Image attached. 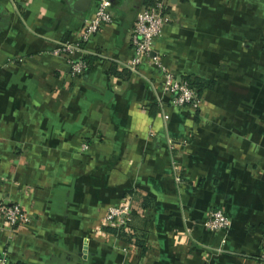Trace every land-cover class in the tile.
Returning <instances> with one entry per match:
<instances>
[{
  "label": "crops",
  "instance_id": "0c3cea01",
  "mask_svg": "<svg viewBox=\"0 0 264 264\" xmlns=\"http://www.w3.org/2000/svg\"><path fill=\"white\" fill-rule=\"evenodd\" d=\"M168 2L132 71L144 0H110L112 22L69 56L96 59L72 78L53 51L77 42L91 0H0V204L26 216L0 219V259L264 264V0ZM157 64L213 87L197 109L174 108ZM126 199L130 221L112 234L106 212ZM215 209L226 232L202 225Z\"/></svg>",
  "mask_w": 264,
  "mask_h": 264
},
{
  "label": "built area",
  "instance_id": "2783aa9c",
  "mask_svg": "<svg viewBox=\"0 0 264 264\" xmlns=\"http://www.w3.org/2000/svg\"><path fill=\"white\" fill-rule=\"evenodd\" d=\"M150 5H143L135 16V19L128 33V43L133 52V60L129 69L134 71L135 66L142 57H148L151 51L152 42L161 35L162 27L168 22V17L164 9L168 6V0H151ZM92 15L83 22L79 38L76 43L62 42L54 49L53 53L65 57V62L72 78L82 75L86 70V64L79 60L70 59V54L81 50L91 37H93L101 26L112 22L110 0H91ZM160 81L159 88L163 95L168 98V103L174 108L189 107L197 109L200 98L189 87L188 83L182 79L175 80L173 76L157 64ZM172 149V142L168 141ZM175 181H179L176 174ZM130 204L129 200L117 208H110L105 215V223L119 231H124L128 225ZM0 219L10 227H15L26 222V216L16 204H0ZM203 227L210 232H226L230 228V220L222 210L215 209L208 212ZM0 264H8L2 257Z\"/></svg>",
  "mask_w": 264,
  "mask_h": 264
},
{
  "label": "trees",
  "instance_id": "16d2710c",
  "mask_svg": "<svg viewBox=\"0 0 264 264\" xmlns=\"http://www.w3.org/2000/svg\"><path fill=\"white\" fill-rule=\"evenodd\" d=\"M151 3H152L151 0H144V5H150ZM95 59L96 58L93 56H86V57L82 58V61L86 64V68H87L89 66L90 61H93ZM107 72L109 75H112V76H115V77H118L121 79H126L129 76V71L127 68H123L120 71H117L114 63H110V66H109ZM181 79L188 83L189 87L194 90V92L196 93V96L198 98L201 97V92L203 90H207V89L209 90V89H212V87H213L212 82L204 81L201 79L192 78V77H188V76L182 77ZM194 121H196V116H194ZM107 231L112 233V234H117V235H121V236H122L121 233H123L122 231L116 230L114 228H108ZM134 243L138 247L142 246V244L140 245L141 241L136 240V242L134 241Z\"/></svg>",
  "mask_w": 264,
  "mask_h": 264
}]
</instances>
